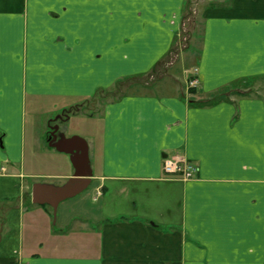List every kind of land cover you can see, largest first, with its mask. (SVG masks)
I'll return each instance as SVG.
<instances>
[{
	"label": "crops",
	"instance_id": "1",
	"mask_svg": "<svg viewBox=\"0 0 264 264\" xmlns=\"http://www.w3.org/2000/svg\"><path fill=\"white\" fill-rule=\"evenodd\" d=\"M215 1L194 100L246 95L127 93L98 115L82 102L169 55L187 0H0V264H264V0ZM178 154L194 178L164 172ZM75 174L56 213L33 203Z\"/></svg>",
	"mask_w": 264,
	"mask_h": 264
},
{
	"label": "rangeland",
	"instance_id": "2",
	"mask_svg": "<svg viewBox=\"0 0 264 264\" xmlns=\"http://www.w3.org/2000/svg\"><path fill=\"white\" fill-rule=\"evenodd\" d=\"M217 3L215 0H187L183 11L181 30L178 31L175 45L169 55L153 74H147L140 78L130 80L132 86L126 81L121 88L122 93H169L171 91H185L187 96L196 98L195 68L198 66L201 47L203 43V29L205 23V10L207 7ZM107 93V92H106ZM203 98L198 99L197 101ZM108 100H113L111 95L105 93L97 94L94 100H85L82 103L84 111L101 114ZM78 107V105H77ZM81 120L73 117L67 122L66 132L73 133L80 130ZM93 129L100 130L99 124L93 125Z\"/></svg>",
	"mask_w": 264,
	"mask_h": 264
},
{
	"label": "water",
	"instance_id": "3",
	"mask_svg": "<svg viewBox=\"0 0 264 264\" xmlns=\"http://www.w3.org/2000/svg\"><path fill=\"white\" fill-rule=\"evenodd\" d=\"M89 183V179L77 178L75 174L62 185H51L35 183L32 188V201L36 204H49L56 213L59 203L67 198L75 196L84 190Z\"/></svg>",
	"mask_w": 264,
	"mask_h": 264
},
{
	"label": "trees",
	"instance_id": "4",
	"mask_svg": "<svg viewBox=\"0 0 264 264\" xmlns=\"http://www.w3.org/2000/svg\"><path fill=\"white\" fill-rule=\"evenodd\" d=\"M161 63H162V61L159 62L149 74H153L154 72H156L157 68L161 65ZM142 76H145V75H138L135 78H140ZM133 79H134L133 77H125V78L120 79L117 82V84L115 85V87L110 91H106L107 93H105V94H107V95L110 94L111 97H113V99L122 97L126 93H122L120 87L125 85L126 81L128 82V84L130 86H132V84L134 82L129 83V81L133 80ZM252 84H253V81H252V83H250V85H252ZM241 87H242L241 83L239 81H235L234 83H231L229 85L221 87L217 91L210 93L204 99H201L199 101L191 100V103L196 104V105H200V106H208V105H213V104L219 103V102L224 101V100H229L230 97L233 95H237V96L246 95L247 92L242 91Z\"/></svg>",
	"mask_w": 264,
	"mask_h": 264
},
{
	"label": "built area",
	"instance_id": "5",
	"mask_svg": "<svg viewBox=\"0 0 264 264\" xmlns=\"http://www.w3.org/2000/svg\"><path fill=\"white\" fill-rule=\"evenodd\" d=\"M163 170L167 174L180 175L183 179H191L195 177L198 168L186 155L178 154L164 159Z\"/></svg>",
	"mask_w": 264,
	"mask_h": 264
},
{
	"label": "flooded vegetation",
	"instance_id": "6",
	"mask_svg": "<svg viewBox=\"0 0 264 264\" xmlns=\"http://www.w3.org/2000/svg\"><path fill=\"white\" fill-rule=\"evenodd\" d=\"M63 120H65L66 119V117H64V118H62ZM53 132H54V130H52ZM55 132H57V130L55 131Z\"/></svg>",
	"mask_w": 264,
	"mask_h": 264
}]
</instances>
